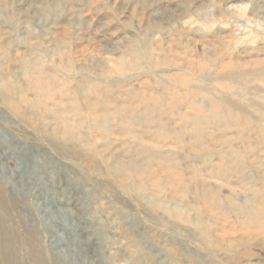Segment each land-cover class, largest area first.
<instances>
[{"label": "rangeland", "instance_id": "374dc122", "mask_svg": "<svg viewBox=\"0 0 264 264\" xmlns=\"http://www.w3.org/2000/svg\"><path fill=\"white\" fill-rule=\"evenodd\" d=\"M263 59L264 0H0V215L19 257L264 264V121L202 90L232 62L259 78L221 80L263 98Z\"/></svg>", "mask_w": 264, "mask_h": 264}, {"label": "bare ground", "instance_id": "6f19581e", "mask_svg": "<svg viewBox=\"0 0 264 264\" xmlns=\"http://www.w3.org/2000/svg\"><path fill=\"white\" fill-rule=\"evenodd\" d=\"M214 34V33H213ZM190 35V34H189ZM212 41V40H211ZM169 46V45H168ZM173 47V46H172ZM138 52H137V49H136V51H135V49H134V54H136L137 56H139L138 54H137ZM135 56V55H134ZM138 58V57H137ZM192 58V57H191ZM264 60V59H263ZM264 62V61H263ZM121 63H124V62H121ZM256 63V62H255ZM233 64L234 63H232V62H225L224 64H223V66H222V70H221V72L218 74V76L216 77V80L218 81V82H216V84H217V87H218V90L220 91V93H215V92H212V90L210 89V88H208V89H205V88H202V90H203V92L205 91H208L207 93L208 94H211L212 96H213V100H211V101H209V103H205V106H209V104L211 105V107L212 106H219V105H223V106H226L227 108L225 109L226 111H227V115H228V117H230V118H233V119H236V120H238V119H244L245 120V122H247V125H248V123L249 122H251V121H253L252 119H250V117L248 118L246 115H245V112H247V108H248V106L249 107H251V108H254V109H258V111H260V117H259V121L261 122V121H264V97L263 98H259V97H261V96H259V97H257V96H254V97H249L248 96V94H250V92L249 93H247L248 91H246V90H244L243 88H242V90H244V93H243V95H241V93H242V90L241 89H239L238 87H234V86H231V85H229V84H226V83H224L221 79L222 78H228V80H229V78H230V81H231V79L233 80V81H236V84L235 85H237V83L238 82H240V83H246V80L245 79H247L246 77L247 76H249L250 74H255V73H251L250 71V74L249 75H246V74H242L240 71H235L234 69V71H229L230 69H232L233 67ZM244 65H246L245 63H243ZM247 65H248V63H247ZM249 65H250V63H249ZM253 66L255 67L256 66V64L254 65L253 64ZM252 66V67H253ZM258 66V65H257ZM238 67V66H237ZM243 68V67H242ZM237 69V68H236ZM241 69V68H240ZM226 70H228L229 72H228V74H225V72H227ZM260 70H262V69H260ZM259 70V71H260ZM259 71H258V73H259ZM243 72V71H242ZM255 72H256V70H255ZM262 72V71H261ZM263 73V72H262ZM225 74V75H224ZM264 74V73H263ZM256 75V77H257V74H255ZM257 78H259V76L257 77ZM45 80V79H44ZM245 80V81H244ZM42 81V80H41ZM254 81V80H253ZM253 81H252V83H253ZM44 82V81H43ZM251 82V81H250ZM255 82V81H254ZM260 82V81H259ZM38 83V82H37ZM40 83V82H39ZM38 83V86H40V84ZM234 83V82H233ZM232 83V84H233ZM256 83H257V81H256ZM44 84H45V82H44ZM248 84V83H247ZM261 84H263V83H261ZM85 86V85H84ZM180 86V85H179ZM257 86V85H256ZM259 86V85H258ZM257 86V87H258ZM264 86V85H263ZM262 86V87H263ZM46 87V86H45ZM47 87H48V84H47ZM80 87H82L83 88V85L82 86H80ZM254 87V86H253ZM42 87L40 86V88L38 87V89H41ZM181 88H183V86L181 87ZM207 88V87H206ZM248 88V87H247ZM249 88H251V87H249ZM248 88V89H249ZM88 89V88H87ZM87 89L86 88H84V91H86V92H89V91H87ZM170 89V88H169ZM188 89H189V87H188ZM198 89H200V87H198ZM259 89V88H258ZM42 90V89H41ZM45 90V89H44ZM172 90V89H171ZM190 90V89H189ZM226 91H227V94H226ZM186 92V91H185ZM202 92V93H203ZM251 92H253V91H251ZM258 92H260V91H258ZM154 93V92H153ZM168 93V92H167ZM177 93V92H176ZM191 93V92H190ZM193 93V92H192ZM255 93H257L256 91H255ZM155 94V93H154ZM179 94H182V93H179ZM231 94H236V95H241L240 97H238L237 99H233V98H231L230 97V95ZM252 94V93H251ZM134 95V94H133ZM147 95V94H146ZM145 95V96H146ZM171 95V94H170ZM178 95V94H177ZM176 95V96H177ZM197 95V94H196ZM195 95V96H196ZM254 95V94H253ZM140 96H142V95H140ZM149 96V95H148ZM147 96V97H148ZM155 96H157L156 94H155ZM160 96V95H159ZM134 97V96H133ZM146 97V98H147ZM163 97H165V96H163ZM175 97V96H174ZM184 97V96H183ZM138 98H139V95H138ZM185 98H187V97H185ZM193 98V97H192ZM208 98V97H207ZM206 98V99H207ZM140 99V98H139ZM145 99V98H144ZM156 99H158V98H156ZM159 99H160V97H159ZM158 99V100H159ZM174 99V98H173ZM172 99V100H173ZM177 99H180V98H178L177 97ZM183 99V98H182ZM202 99V98H201ZM141 100V99H140ZM139 100V101H140ZM150 100V102H151V99H149ZM161 100V99H160ZM162 100H164V98L162 99ZM166 100V99H165ZM176 100V99H175ZM199 100V99H198ZM100 101V100H99ZM98 101V102H99ZM102 101H103V99H102ZM109 101V100H108ZM148 101V100H147ZM155 101V100H154ZM191 101H192V99H191ZM104 102V101H103ZM166 102H167V100H166ZM182 102H183V100H182ZM182 102H180V103H182ZM186 102V101H185ZM204 102V101H203ZM64 103V102H63ZM97 103V102H96ZM104 103H106V101L104 102ZM134 103V105H136L135 103L136 102H133ZM141 103V102H140ZM158 103L159 102H157V108H158ZM177 103H179V102H177ZM188 103H189V101H188ZM197 102H196V99L194 100V101H192V108L194 107L193 106V104H196ZM217 103V104H216ZM98 104V103H97ZM138 104V103H137ZM148 104V103H147ZM161 104H163V103H161ZM170 104V103H169ZM173 104V103H172ZM175 104V103H174ZM183 104V103H182ZM185 104V103H184ZM183 104V105H184ZM203 104V103H202ZM11 107L14 109V110H17V105L14 103V102H11ZM93 105H95V104H93ZM106 106H107V104H105ZM109 105V104H108ZM141 105V104H140ZM150 105V104H149ZM149 105H148V107H149ZM152 105V104H151ZM160 105V104H159ZM198 105V104H197ZM98 106V105H97ZM178 106V105H177ZM176 106V104H175V107H177ZM184 106H187L186 104L184 105ZM78 107H79V104H78ZM98 107H100V104H99V106ZM97 107V108H98ZM102 107V106H101ZM108 107V106H107ZM121 107H123V106H120V108ZM144 107V106H143ZM146 107V106H145ZM156 107H154L155 108V110H157L156 109ZM160 107H161V105H160ZM169 107V106H168ZM174 107V106H173ZM174 107V108H175ZM187 107H191L190 105H188ZM186 107V108H187ZM198 107H202V105H200V106H198ZM136 108V107H135ZM153 108V107H152ZM182 108H184V107H182ZM195 108H196V106H195ZM209 108V107H208ZM92 109V108H91ZM117 109V108H116ZM149 109V108H148ZM151 109V108H150ZM162 109V108H161ZM191 109V108H190ZM222 109V108H221ZM250 109V108H249ZM77 111H78V108L76 109ZM82 110V109H81ZM86 110V109H85ZM88 110V109H87ZM118 110H121V109H119L118 108ZM188 110H189V108H188ZM197 110V109H196ZM196 110H195V112H196ZM199 110V109H198ZM208 110V109H207ZM224 110V109H223ZM253 110V109H252ZM149 111H151V110H148V112ZM192 111H194V110H192ZM203 111V110H202ZM222 111V110H221ZM257 111V110H256ZM94 112V111H93ZM97 111H95V113H96ZM147 112V111H146ZM152 112V111H151ZM150 112V113H151ZM188 112V111H187ZM199 112H200V110H199ZM204 112V111H203ZM253 112H255V111H253ZM99 113V112H98ZM98 113H97V115H98ZM144 113H145V110H144ZM226 113V112H225ZM256 113V112H255ZM108 114H109V112H108ZM107 114V116H105L104 118H108L109 117V115ZM147 114V113H146ZM187 114V113H186ZM192 114H194V113H192ZM192 114H189V116L190 115H192ZM202 114V113H201ZM204 114H207V113H204ZM209 114V113H208ZM251 114V113H250ZM257 114V113H256ZM99 115H102V114H99ZM210 115V114H209ZM224 115V114H223ZM80 116V115H79ZM96 116V115H95ZM149 116V115H148ZM189 116H183L182 117V120L184 119V121H191V120H193L194 121V123L197 125V126H199V127H201V125L203 124L202 122H201V120H200V114H199V116H197V117H189ZM195 116V115H194ZM205 116V115H204ZM210 116H212V115H210ZM215 116V115H214ZM88 117V116H87ZM92 117V116H91ZM97 117V116H96ZM95 117V118H96ZM115 117V116H114ZM216 117V116H215ZM225 117V116H224ZM64 118V117H63ZM206 118V117H205ZM222 118V117H221ZM255 118V117H254ZM110 119V118H109ZM207 119H208V117H207ZM212 119V118H211ZM228 119V118H227ZM226 119V120H227ZM65 120V119H64ZM82 120V119H81ZM107 120V119H106ZM255 120H257V119H255ZM254 120V121H255ZM223 121V120H222ZM204 122V121H203ZM213 122V121H212ZM217 122H219V121H217ZM221 122V121H220ZM237 122V121H236ZM193 123V124H194ZM210 123V122H209ZM224 123V122H223ZM241 123H243V122H241ZM60 124V123H59ZM204 124H206V123H204ZM211 124V123H210ZM212 125H214V124H212ZM220 125V123L218 124V126ZM224 125V124H223ZM243 125V124H242ZM205 126V125H204ZM222 126V125H221ZM261 126V125H260ZM214 127V126H213ZM66 128V127H65ZM204 128V127H203ZM67 129H69L68 131H67V133H69V136H72L73 135V127H71V126H68L67 127ZM66 129V130H67ZM71 129H72V131H71ZM261 129V128H260ZM263 130H262V132L260 133L261 135H260V137L261 138H264V128H262ZM94 130V129H93ZM195 130V129H194ZM197 130V129H196ZM203 130H205V129H202V130H200V128H199V131L197 130V134L201 137L203 134H202V131ZM196 133V132H195ZM199 138V137H198ZM201 139V138H200ZM199 139V140H200ZM124 164L121 162H118V163H116L115 165H112L111 166V172H112V175H113V173L114 172H122V168L124 167L123 166ZM1 199H3L2 198V196H0V200ZM3 203L5 204V201H3ZM4 206H6V205H4ZM242 211L244 212V214H246V215H252L251 214V211L248 209V208H243L242 209ZM4 215L3 214H1L0 215V264H27V263H25L24 261L26 260H22V258L21 257H19V254H18V251H19V248H17V242H19L20 243V237L19 236H17V234L15 233V232H12L11 230V233L8 231V230H6V228H5V221H4ZM22 242V241H21ZM30 242H32V241H30ZM21 245V244H20ZM38 247V246H37ZM35 248H36V246H35ZM23 249V248H22ZM39 249V248H38ZM33 250V249H32ZM39 253V252H38ZM33 254V256H34V261H35V263L36 264H45V261H44V259H42V257L39 255V254H37V252H35V254L36 255H34V253H32ZM28 260V259H27ZM47 261V260H46ZM27 262V261H26ZM32 262V261H31ZM52 262V261H51ZM46 264H47V262H46Z\"/></svg>", "mask_w": 264, "mask_h": 264}]
</instances>
